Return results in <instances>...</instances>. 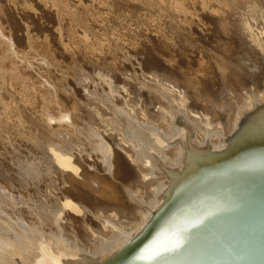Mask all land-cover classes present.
<instances>
[{
  "label": "bare ground",
  "instance_id": "6f19581e",
  "mask_svg": "<svg viewBox=\"0 0 264 264\" xmlns=\"http://www.w3.org/2000/svg\"><path fill=\"white\" fill-rule=\"evenodd\" d=\"M263 5L264 0H0L1 126L16 124L27 129L32 138L31 145L37 149H33L36 156L32 155L35 160L30 162L31 153L27 161L23 159L24 152L21 156L18 147L21 144L16 145L20 151V157L14 160L16 165L6 158H0V196L5 194L12 199L17 196L16 199L30 209L37 204L35 197H32L34 203H31L24 193L27 197L30 195L22 191L27 183L34 180L31 166L35 168L34 172L39 169L45 175L47 171L54 172L57 176L53 180L59 181L53 186L57 190L50 194L52 197L49 193L50 198L44 195L49 209L46 221L41 222L40 226L33 222L8 225L0 211V252L2 260L7 261L5 264H105L119 251L142 238L174 193L193 186L205 175L207 167L218 168L249 155L255 149L264 148V106L259 107L264 101V80L262 83L256 81L257 84L253 83L256 86L249 88H242L244 79L241 81L239 99L243 101L244 97H250L247 105L238 109L241 118L249 114L242 118L237 132L221 145L210 143L212 136L208 130H202L203 135L207 134L205 145L201 142L200 132L198 136L194 134L192 123L183 126L178 100L174 101L177 95L173 100H162L156 95L164 80L170 79V71H174L175 66L180 68L186 61L188 46H193L188 45L187 40L192 41L196 32L202 40L212 38L207 36L211 33L218 47L226 49L230 46L231 50L235 40L241 43L243 49H250L253 57L259 52L263 57L264 36L259 35V31L264 30ZM112 11L113 14L116 12L117 17L127 15L128 21L135 18L138 44L124 43L121 35L116 37L115 32H109L111 24L109 30L106 28L108 26H103L105 15L109 16L107 12L111 14ZM149 13L151 20L166 17V25L178 26L177 35L167 37L165 28L147 27L146 14ZM205 17H209L210 22H205ZM114 27L115 30L118 28ZM182 33L187 34L180 39ZM180 41L182 44H178ZM80 44L83 54L88 58L93 57L94 61L95 56L104 57V61L105 57L110 56L114 61L121 58L124 62H132L141 59L140 54L144 53L145 57L159 55L165 62L147 64L145 69L150 74L144 68H139L144 82L136 84L131 96L128 93L133 99L130 105L117 94L118 70L122 71L124 67L120 68L119 62L118 65L113 63V68L115 65L116 68L110 73L94 75L90 74L92 69H89L90 73L71 74L70 78L69 70L61 60L64 64L68 58L77 60L78 52L82 51L78 50L82 47ZM217 50L209 53L215 62H208L202 51L193 55L199 62L197 74L191 73L193 76L185 83L174 84V90L177 88L182 101L185 95L191 100L198 96L196 94L201 95L210 85L201 88L200 85L212 79L214 84V78L218 75L227 77V80L228 74L234 75L237 70L238 74H245L242 77L254 79L252 73H246L242 66L234 65V60L230 62L228 52L217 53ZM36 54L41 55L40 59L35 57ZM238 55L241 58L244 53L239 52ZM34 58L40 60L39 63L46 62L50 69L52 64L59 74L55 75L53 70L48 72L54 75H47L45 71L43 75L30 62ZM70 61L67 62L68 67ZM171 62H174L173 66H170ZM104 64L102 67H105ZM39 65L43 67L44 64ZM108 70L111 71L110 66ZM98 79L101 83L108 82L112 91L109 92L103 85V96L112 105L105 103L99 105L101 108L94 105L97 100L91 97L94 90L90 86L93 82L89 81ZM151 93L155 95L149 100ZM237 99L230 101L234 108ZM150 101L152 107H149ZM211 106L213 110L219 109L214 103ZM168 108L174 114H170V119L167 118ZM131 109H135L136 113L132 114ZM216 114L213 111V115ZM24 131V138L28 139V131ZM183 134L186 136L185 144L182 142L185 162L180 164L177 157L180 149L178 140ZM21 137L20 141L22 139L23 142ZM153 173H163L165 178L158 188L154 186L155 181L149 179L148 175ZM152 193L155 198L146 202V196ZM37 195L39 197L40 194Z\"/></svg>",
  "mask_w": 264,
  "mask_h": 264
},
{
  "label": "rangeland",
  "instance_id": "374dc122",
  "mask_svg": "<svg viewBox=\"0 0 264 264\" xmlns=\"http://www.w3.org/2000/svg\"><path fill=\"white\" fill-rule=\"evenodd\" d=\"M263 8H264V5H263ZM111 12V11H110ZM119 12V11H118ZM108 13V15L109 16H106L105 15V18H104V24H103V26L104 27H106V26H108V27H106L107 29L108 28H110L111 26H112V28H110V30H109V32H115L114 34H117V35H115L116 37H120V35L123 37V39H125V40H123L124 41V43H128V42H132V43H137V42H139L138 40H139V38H137V36L135 35V30H136V28H138V24H136V22L134 21V17H132L131 19L132 20H130L129 19V21H128V17H126L127 15H122V16H125V18H122V16H120V17H117L116 15V12H115V14H113V11H112V13L111 14H113V17H112V15L109 13V12H107ZM150 15V13L147 15L146 14V26L147 27H149L150 25V27L151 28H153V29H155V27H158V26H160V27H162V29L160 28V30H163V28H165L166 29V32L164 31V33L167 35V37L169 36V37H171V36H176L177 35V33H176V31L178 30V26L176 27V26H174V27H170L169 25H166V17H163L162 18V20L161 19H159V18H157V19H155V20H151V18L149 19V16ZM209 16V15H208ZM109 17H112V18H109ZM117 17V18H116ZM206 18V17H205ZM110 21L109 23H108V21ZM110 19H112V20H110ZM120 21H119V20ZM123 19H125V22H124V20ZM123 20V21H122ZM204 20H207V21H205V22H210V19H209V17L208 18H206V19H204ZM105 21H107V22H105ZM113 21V22H112ZM115 21V22H114ZM119 21V22H118ZM134 21V22H133ZM152 21V22H151ZM124 23V24H122V23ZM128 24H127V23ZM150 22V23H149ZM114 23H117V24H114ZM120 23V24H119ZM131 23V24H130ZM110 24H111V26H110ZM117 25V26H115L114 27V25ZM122 24V25H121ZM124 25V26H123ZM126 25V26H125ZM128 25H131V26H128ZM165 25L167 26V27H165ZM110 26V27H109ZM121 26V27H120ZM123 26V27H122ZM141 26V25H140ZM113 27L114 28H117L116 30H117V32H116V30L115 29H113ZM127 29H125V28ZM213 27H214V25H213ZM122 28H124V29H122ZM212 28V27H211ZM214 28H216V27H214ZM113 29V30H112ZM112 30V31H111ZM115 30V31H114ZM214 30V29H213ZM216 30V29H215ZM257 30H260V29H257ZM122 32V33H121ZM259 32H261L259 35L260 36H264L263 34H264V30H260ZM113 33H110V35H112ZM121 33V34H120ZM133 33V34H132ZM20 34H21V32H20ZM113 34V35H114ZM127 34V35H126ZM186 34L187 33H182V35L180 36L181 38L180 39H182V37H184V36H186ZM214 34V33H213ZM207 36H210V37H212V38H209L208 40L206 39V38H204L203 40L200 38L201 36H197V32H196V36H193L192 37V41L191 40H187V44L188 45H190V44H192L193 46H188V57H187V59H186V61H184V63L182 64V66H180V68H179V66H175V70L174 71H170V73L168 74L169 76H170V79H166V80H164L165 81V83L162 85V87H160L159 88V93H156V95L161 99L162 98V100H173L175 97H177V99L175 98L174 99V101L176 100H178L177 102H178V106L180 107V108H178L179 109V111H181L182 112V114H183V126H188L187 124H191L192 123V126H191V128H192V130H193V132H194V134L196 135V136H198L197 134L200 132V138H201V142H203L205 145H207V143H206V140H204V138L205 137H207V134H204L203 135V131L204 130H208L209 132H210V134H211V139H210V143H214L215 145H221V144H223L224 143V141H228L229 140V138L231 137V136H233L236 132H237V129H238V126H240L241 125V120H242V118H244V117H246L249 113H246L242 118H241V116L242 115H240V111H239V109L238 108H241V107H244V106H246L247 105V102H248V100H249V97H244V100L242 101L241 99H239V95H238V93L239 92H241V89H240V85L242 86V84H240L241 83V81L243 80L244 81V84H243V87L242 88H245L244 86H246L247 88H249L250 86H252V87H255L256 86V84L257 83H259V82H263V80H264V52L262 53L263 54V57H261V52H259V54L256 56L255 55V57H253V55L251 54V52L249 51L250 49H243V47H242V45H241V43H237V41H233L232 42V44L233 43H235V44H231V47L233 46V48H231V50H230V46H229V48H226V49H224L222 46V48L221 47H218L216 44H217V40H216V38H215V36H213L211 33H210V35L208 34ZM177 37H179V36H177ZM176 37V38H177ZM196 37H198V38H196ZM214 41H213V40ZM128 40V41H127ZM179 40V39H178ZM200 40V41H199ZM264 40V39H263ZM126 41V42H125ZM204 43H203V42ZM208 41V42H207ZM216 41V42H215ZM211 42H213V43H211ZM207 43V44H206ZM210 43V44H209ZM138 44V43H137ZM178 44H182V42L180 41ZM81 45V44H80ZM237 45V46H236ZM82 46V45H81ZM80 46V47H81ZM215 46V47H214ZM213 47V48H212ZM83 46L81 47V48H79L78 50H82V51H79L78 52V61L75 59H72L71 60V58H68V59H66L67 61H66V63L64 64V62H63V60H61L62 61V63H63V65H64V67L67 69V71L69 70V75H70V78H72V75H80V73H83V72H87V73H90V70L89 69H92L91 70V73L90 74H94V75H97L98 73H103V74H106V72L107 73H110V72H112V69H114V68H116V65H118V64H120L119 66H120V68H122L123 66V68H125V69H121L122 71H119L118 70V72H119V80H118V82H117V86H116V89L118 88V92H117V94L119 95V96H121V97H119L120 99L121 98H123L125 101H126V103H128V104H130V105H132V103H133V99L130 97L131 96V93L132 92H134L135 90H136V84H138L139 83V81H140V83H141V81L142 82H144L143 80H142V77H141V75L139 74V68H144V70L147 72L148 71V73H149V70H147V68L145 69V66L148 64H150V65H156V64H160V62H165L164 61V58H159L158 56L159 55H157L156 56V54L155 55H153V56H151V55H149V56H146L145 57V55H144V53L143 54H140V57H141V59H137V61H123V59H121L120 58V60L118 59H116L115 61L113 60V58H111L110 56H107V57H105L106 59H105V61H104V57H98L97 58V56H95L97 59H98V61H97V59L95 58V61L93 60L94 58L93 57H91V56H89L90 58H88L87 56H85L83 53ZM191 48V49H190ZM214 48H215V50H214ZM216 48L218 49L217 50V53L218 52H220L221 53V51H222V53H225V54H227L226 52H228V54L227 55H229L230 57V62H232L233 60V64L234 65H236V66H238L239 65V67H241L246 73L248 72H250V73H252L253 74V76H254V79H252V78H250V76H245V77H242V76H244L245 74H243L242 72L241 73H239L238 74V71L236 70V74H238V76L236 75V74H228V79L226 80V78L227 77H225V78H222L220 75H218V76H216L215 78H214V84H213V82H211L210 80H209V83H212V84H209V83H203L202 85H200V88L201 87H204V86H207V85H210V87L209 86H207V88L206 89H204L203 90V93H201V95H199V94H196V95H198V96H195V98L193 97L192 98V100H191V98H188L186 95H185V99L182 101L181 100V97L179 96V93H178V90H177V88L174 90V84L175 85H177L178 86V84H180V83H185L189 78H191V75L193 74V75H195V74H197V72H196V69H198V67L197 66H199V62L198 61H196V59H197V57H195L197 54H199V52H203L204 54H205V56H206V59H207V61L208 62H215V59L213 58V57H211V56H209L210 54H212L213 53V51H216ZM221 50H220V49ZM254 48V47H253ZM203 49V50H202ZM213 49V50H212ZM229 49V51H227ZM239 49V50H238ZM168 50V49H167ZM199 50V51H198ZM223 50H224V52H223ZM232 50H234V51H232ZM238 50V51H237ZM245 50V51H244ZM193 51H194V54H193ZM195 51H196V53H195ZM198 51V52H197ZM253 51L254 52H256L257 50H256V48H254L253 49ZM190 52V53H189ZM239 52L240 53H244V56L242 57L241 56V58H240V55H238L239 54ZM250 52V53H249ZM93 52H91L90 54H92ZM210 53V54H209ZM234 54V55H233ZM191 55V56H190ZM193 55H195V56H193ZM249 55V56H248ZM39 56H41L40 54L38 55V54H36V58L37 59H40V57ZM156 56V57H155ZM238 57L237 59H235V57ZM87 59H86V58ZM210 57V58H209ZM151 58V59H150ZM193 58H194V60H193ZM258 58H262V60H259ZM37 59H35L34 58V61H30V62H33V64H35L34 65V68H36L37 69V71H39V72H43V75L45 74V73H47V75H52L53 73V70H54V74L55 73H57V69L56 68H54V66H51L50 65V67H51V69L50 68H48V64L46 65V62H43V63H39L40 62V60L38 61ZM84 59V60H83ZM85 59H86V61H85ZM103 59V60H102ZM113 61H112V60ZM255 59V60H254ZM35 60H37V61H35ZM71 60V61H70ZM91 60V61H90ZM94 62H93V61ZM102 60V61H101ZM107 60H109V61H107ZM111 60V61H110ZM152 60V61H151ZM192 60V61H191ZM252 60V61H251ZM60 61V62H61ZM70 61V63H71V65L69 64V66L70 67H68V65H67V62H69ZM97 61V62H96ZM99 61H101V62H99ZM21 62V61H20ZM22 62H25V61H22ZM73 62V63H72ZM75 62V63H74ZM104 62L105 63H107V64H104ZM111 64H110V63ZM114 62H116V65H115V67L113 68V66L112 65H114L115 63ZM119 62V63H118ZM139 62V63H138ZM158 62V63H157ZM191 62V63H190ZM100 63H101V66H99L100 65ZM105 65V67L103 68L102 67V65L103 64ZM114 63V64H113ZM118 63V64H117ZM141 63V64H140ZM241 63V64H240ZM257 63V64H256ZM259 63V64H258ZM36 64H38V65H36ZM39 64H44L43 65V67H44V69L45 68H48V70H44V69H42L43 67H42V65H39ZM98 65V67H97V65ZM109 64V65H108ZM122 64V65H121ZM125 64V65H124ZM46 65V66H45ZM73 65H75L74 67H73ZM174 65V62H171L170 63V66H173ZM263 65V66H262ZM38 66V67H37ZM88 66V67H87ZM91 66V67H90ZM96 66V67H95ZM107 66H108V68H109V66H110V68H111V71L110 70H108V68H107ZM126 66V67H125ZM128 66V67H127ZM261 66V67H260ZM31 67V66H30ZM40 67V69H42V70H38V68ZM42 67V68H41ZM68 67V68H67ZM100 67V68H99ZM133 67V68H132ZM192 67H193V69H192ZM213 67H215V66H213ZM102 68V69H101ZM128 68V69H127ZM50 69V70H49ZM56 69V70H55ZM75 69V70H74ZM73 70L75 71V73L73 72ZM77 70L79 71L78 73H77ZM108 70V71H107ZM128 70V71H127ZM36 71V72H37ZM44 71H45V73H44ZM48 71H52V72H50V73H52V74H49V72ZM114 71H117V70H113V72ZM186 72H189V73H186ZM261 72V73H260ZM67 73V74H68ZM122 73V74H121ZM192 73V74H191ZM53 74V75H54ZM57 74H59V73H57ZM72 74V75H71ZM127 74V75H126ZM150 74V73H149ZM56 75V74H55ZM138 75V76H137ZM192 75V76H193ZM147 77L149 76V75H146ZM190 76V77H189ZM221 78V79H220ZM257 78H259V80L257 79ZM220 79V80H219ZM219 80V81H218ZM226 80V81H225ZM98 81V82H97ZM99 81H101L100 79H98V80H96V81H89V83H94V85H93V83H92V85L90 84V86H91V89H93L94 90V93L91 95V97H92V99H95V100H97V102L96 103H94V105H96L97 107H100L102 104H105V103H109V102H107L106 101V99H105V97L103 96V89H104V87H102L103 85L104 86H106V90H108L109 92L110 91H112L111 89H110V87H109V84H108V82L107 83H105V81H103L104 83H101V82H99ZM256 81H257V83H256ZM97 82V83H96ZM126 82V83H125ZM216 82V83H215ZM218 82V83H217ZM100 83H101V85H100ZM220 83V84H219ZM222 83V84H221ZM253 83H256V84H253ZM99 84V85H98ZM126 84V85H125ZM247 84V85H246ZM253 84V85H252ZM80 87H81V84H78ZM139 85V84H138ZM126 86H128V88H126ZM172 86V87H171ZM214 86V87H213ZM98 87V88H97ZM109 89H108V88ZM121 87V88H120ZM239 87V88H238ZM172 90H171V89ZM100 90V92H99V90ZM172 91H170V90ZM239 89V90H238ZM174 90V91H173ZM131 91V92H130ZM170 91V92H169ZM239 91V92H238ZM96 92V93H95ZM175 94H174V93ZM177 92V93H176ZM128 93H130V96H128ZM146 93H147V89H146ZM187 93V92H186ZM242 93V92H241ZM95 94H97V95H95ZM155 95V93H151V95H149V98L150 97H153L154 95ZM171 94V95H170ZM174 95H175V97H174ZM177 95V96H176ZM162 96V97H161ZM253 96V95H252ZM128 97V98H127ZM171 97V98H170ZM236 97L238 98L237 99V106L234 108L233 107V105L231 104V102L230 101H233V100H236ZM170 98V99H169ZM152 98H150L149 100H151ZM180 99V100H179ZM129 100V101H128ZM184 102V103H182V102ZM187 101V102H186ZM245 101V102H244ZM190 103V105H188ZM192 103V104H191ZM216 104L217 106H218V108L219 109H217V110H213V106H211L212 104ZM110 104V103H109ZM100 105V106H99ZM110 105H112V104H110ZM206 105H207V107H206ZM182 106V107H181ZM264 106V101H263V103L259 106V107H263ZM149 107H152V101H150V104H149ZM195 107V108H194ZM101 108V107H100ZM200 108V109H199ZM202 108V109H201ZM183 111H182V110ZM167 110H169V114L167 115V118L168 119H170L171 117H170V114H171V116L172 115H174V114H172V112H171V109L170 108H168ZM203 110V111H202ZM208 111V112H207ZM213 111L214 112H216L217 114L214 116L213 115ZM130 112H133L132 114H134V112H135V109H131V111ZM252 112H254V111H252ZM136 113V112H135ZM192 113H195V114H192ZM113 114H115V113H113ZM186 115V116H185ZM240 115V116H239ZM107 118V117H106ZM105 118V119H106ZM184 120L185 121H187V122H184ZM1 121H0V126H1ZM13 124V123H12ZM9 125H11V124H8V125H2L1 127H0V158H6V160L7 161H9V162H12V164H15L16 165V163L14 162V160L16 161L17 159H18V157H20V151H18V147L20 148L19 150H21V156H22V154H23V152H24V154H23V159L24 160H28L29 159V157H30V153H31V159H29L28 161L30 162L31 160H35V158H34V156L32 157V155H35L36 156V154H34L35 153V151H37V149H36V147H33L34 145H31V143H32V138H30V132L27 130V129H25V128H22V127H20V126H18V125H16V124H13V125H11V126H9ZM16 125V126H15ZM115 125V124H114ZM19 128H18V127ZM118 127H119V125H117ZM6 127V128H5ZM10 127V128H9ZM3 128H5V129H3ZM17 128V129H16ZM13 129V130H12ZM18 129H21V130H19L20 132H22L23 133V130H26V131H24V132H27V135L29 136V138L27 139V138H24V133H23V135H22V133H20L19 131H18ZM23 129V130H22ZM195 129V130H194ZM9 130V131H8ZM203 130V131H202ZM6 131V132H5ZM7 131H8V133H7ZM14 131V132H13ZM196 131V132H195ZM4 132V133H3ZM11 132V133H10ZM17 132V133H16ZM18 132H19V135H18ZM3 134V135H2ZM12 134V135H11ZM8 135V136H7ZM17 136V137H16ZM20 136H23V137H21V138H23V142L25 141V143L26 142H28V143H23L22 142V139H21V141H20ZM27 136V137H28ZM25 137H26V133H25ZM6 138V139H5ZM9 139V140H8ZM14 139V140H13ZM18 139H19V141H18ZM26 140H28V141H26ZM186 140V136L183 134L182 135V137H181V139H179L178 140V142L180 143V149H179V154H178V156L177 157H179V163L180 164H184V162H185V156H184V151H183V144H182V142L183 141H185ZM2 141V142H1ZM5 141V142H4ZM9 141V142H8ZM12 141V142H11ZM31 141V142H30ZM4 142V143H3ZM16 142V143H15ZM30 143V144H29ZM184 143V142H183ZM20 145V146H18V145ZM28 144V145H27ZM185 144V143H184ZM3 145V146H2ZM7 145V146H6ZM18 147H17V146ZM23 145H25V146H23ZM29 145H30V149H29ZM22 146V147H21ZM3 147V148H2ZM6 149H5V148ZM33 147V148H32ZM25 148V149H24ZM28 148V149H27ZM32 149V150H31ZM33 149H35V151H33ZM28 150H30L29 151V153H28ZM5 151H7V153H5ZM10 151V152H9ZM33 151V152H32ZM26 153H28L29 155H27ZM3 154H5V155H3ZM19 155V156H18ZM2 156V157H1ZM24 156H25V158H24ZM27 156V157H26ZM13 159V160H12ZM35 166V165H34ZM38 165L36 164V166L35 167H37ZM180 166V165H179ZM32 167V174L31 175H33L32 176V179H36L35 181L34 180H32L31 182H29V183H27V187L25 186V189H24V187H23V190L22 191H24L25 190V192L26 193H28V195H30V197L32 198V197H35L34 198V200H35V202L37 203V204H34L32 207H31V209L30 208H26L23 204H21L20 202H19V199H16L17 198V196L16 197H14L15 199H12V198H9V197H7V196H5V194H3V196H5V197H3V196H0V211H1V213L3 214V216L5 217V220H6V224H8V225H12V226H14V225H16V224H24V223H26V222H33V223H35L36 224V226H40V224H41V222H45L46 221V215H47V212H48V209H49V206L47 207V201L45 200V198H50V194L52 193L53 194V192H55V190H57V188L56 187H53V186H55V184H59V181H55V180H53L54 179V177H56L57 175H55V173L54 172H50V171H47L48 173L45 175V174H43L42 172L43 171H38L39 169L38 168H36V169H38V170H36L35 172H34V170H35V168L33 167V166H31ZM180 168V167H179ZM33 172L35 173V174H33ZM38 172H41V173H39L40 175H38ZM52 175H51V174ZM54 173V174H53ZM34 175H36L37 177H35ZM45 175V176H44ZM51 175V176H50ZM38 176H41V177H38ZM150 178V180H154L155 181V183H154V186H155V188H158L159 186V184H160V182H162V181H164V177H163V173H161V174H159V173H153V174H151V175H148ZM160 176V177H159ZM48 177L50 178V180L48 179ZM41 178H42V182H41ZM39 179V180H38ZM53 181H52V180ZM40 181V183H38V181ZM49 180V181H48ZM46 181V182H45ZM51 181V182H50ZM34 183V182H36L38 185L37 186H35V183L34 184H31V183ZM55 182V183H54ZM29 184V185H28ZM94 184V183H93ZM47 185V186H46ZM95 186H97L96 184H94ZM49 186V187H48ZM63 186H66V185H63ZM62 185H61V187H63ZM43 187V188H42ZM46 187H48V188H46ZM27 188V189H26ZM28 188H30V189H28ZM37 188H39L38 189V191H37ZM55 188V189H54ZM35 191H33V190ZM27 190V191H26ZM50 192H49V191ZM51 190H52V192H51ZM29 191V192H28ZM37 191V192H36ZM33 193V196H32V193ZM41 192H42V194H41ZM45 192V193H44ZM24 193V192H23ZM31 193V194H30ZM36 193V194H35ZM48 193H49V195L50 196H48ZM37 194H40L39 195V197H38V195ZM46 194V196H44ZM24 196H25V198H27L28 199V201H30L31 203H34V200H33V198L31 199L29 196L27 197V195L24 193ZM38 198H37V197ZM52 197V196H51ZM9 198V199H8ZM40 198V199H39ZM155 198V194L154 193H152L151 195H149V196H146V202L149 200V199H154ZM39 199V201H37ZM15 200V201H14ZM14 201V202H13ZM15 202H17V203H15ZM19 203H20V205H19ZM11 204H13V205H11ZM35 207H37V208H35ZM25 209V210H24ZM23 211H24V213H23ZM25 212H27V213H25ZM7 213V214H6ZM6 214V215H5ZM82 215V213L80 214V216ZM25 216H26V218H25ZM27 217H28V219H27ZM40 218V219H39ZM25 219V220H24ZM22 220H23V222H22ZM1 223H2V221H1ZM17 227H20V225L19 226H17ZM3 259V256H2V253L0 252V264H5V262H7V261H5V260H2Z\"/></svg>",
  "mask_w": 264,
  "mask_h": 264
},
{
  "label": "water",
  "instance_id": "95a60500",
  "mask_svg": "<svg viewBox=\"0 0 264 264\" xmlns=\"http://www.w3.org/2000/svg\"><path fill=\"white\" fill-rule=\"evenodd\" d=\"M263 149L207 167L105 264H264Z\"/></svg>",
  "mask_w": 264,
  "mask_h": 264
},
{
  "label": "snow or ice",
  "instance_id": "6c2138e0",
  "mask_svg": "<svg viewBox=\"0 0 264 264\" xmlns=\"http://www.w3.org/2000/svg\"><path fill=\"white\" fill-rule=\"evenodd\" d=\"M175 246H179V243L177 242V244L175 245ZM165 250H167V249H165ZM145 258H147V259H152V257L151 256H147V257H145Z\"/></svg>",
  "mask_w": 264,
  "mask_h": 264
}]
</instances>
